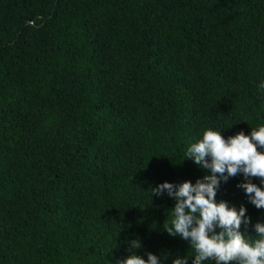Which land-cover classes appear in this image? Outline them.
Instances as JSON below:
<instances>
[{
	"label": "trees",
	"instance_id": "obj_1",
	"mask_svg": "<svg viewBox=\"0 0 264 264\" xmlns=\"http://www.w3.org/2000/svg\"><path fill=\"white\" fill-rule=\"evenodd\" d=\"M262 85L264 0H0V264H192L152 188L210 174L186 155L206 130L264 126ZM243 182L216 201L252 243Z\"/></svg>",
	"mask_w": 264,
	"mask_h": 264
},
{
	"label": "clouds",
	"instance_id": "obj_2",
	"mask_svg": "<svg viewBox=\"0 0 264 264\" xmlns=\"http://www.w3.org/2000/svg\"><path fill=\"white\" fill-rule=\"evenodd\" d=\"M186 155L210 174L197 179L195 184L187 180L179 184L164 182L152 188L153 195L166 192L175 201L171 208L172 227L165 230L188 241L195 249L192 264L207 259L215 260L216 264H264V223L253 225L259 238L249 243L246 233L240 230L242 224L247 227L251 223L245 215L246 209L241 206L237 210L226 201H216L221 181L242 174L245 182L237 187L244 189L257 209H264V126L252 129L249 135L241 131L227 139L220 132L206 130ZM252 178H258L261 186L253 183ZM129 245L130 251L141 247L139 239L130 241ZM147 257L144 260L132 251L116 264H159V258L151 252ZM172 264H188V260L177 257Z\"/></svg>",
	"mask_w": 264,
	"mask_h": 264
}]
</instances>
